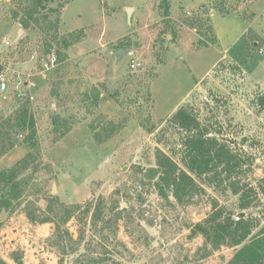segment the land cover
<instances>
[{"label": "rangeland", "instance_id": "374dc122", "mask_svg": "<svg viewBox=\"0 0 264 264\" xmlns=\"http://www.w3.org/2000/svg\"><path fill=\"white\" fill-rule=\"evenodd\" d=\"M52 1L56 11H37L24 28L29 0H0V70L9 85L0 92V122L26 108L37 128L34 146L21 131L0 157V170L28 164L23 202L0 211V256L59 262L48 241L55 224L32 223L24 212L26 202L44 209L46 196H56L66 204L104 200L111 216L126 209L118 226L87 225L81 249L63 264L89 240L111 252L105 264H226L237 248L200 259L204 240L190 235L191 224L214 203L264 223V196L241 209L228 183L204 176L191 203L168 202L154 187L157 151L183 167L188 132L173 117L183 106L239 154L243 180L264 177V0H169L167 16L162 0ZM116 49L129 53L118 58ZM132 60L141 64L131 68ZM66 227L76 239L77 221Z\"/></svg>", "mask_w": 264, "mask_h": 264}, {"label": "trees", "instance_id": "16d2710c", "mask_svg": "<svg viewBox=\"0 0 264 264\" xmlns=\"http://www.w3.org/2000/svg\"><path fill=\"white\" fill-rule=\"evenodd\" d=\"M29 2V6L25 8L27 18L20 20L24 28L29 27L37 11L57 10L50 6L54 3L52 0H29ZM169 3V0H162L165 16L169 15ZM14 17L16 19L17 14ZM99 94L100 92L95 93V99H98ZM261 103L264 106V96L261 98ZM173 117L188 134L183 142V167L163 150L157 151L158 177L154 187L164 200L169 202L170 196H173L179 204L191 203L194 197L203 191L197 179L204 176H213L219 178L221 182L228 183L232 192L239 196L241 209L250 208L259 195L264 196V177L258 179L255 185L243 180L247 173L244 162L228 142L211 135L208 129L201 128L197 118L183 106L174 113ZM6 125L7 130H4ZM21 131L28 132L25 142L34 146L37 134L36 121L26 108L14 118L13 122L10 120L6 123L0 122V157L9 148L14 147L12 135L21 134ZM68 132L67 128L62 131L61 136ZM24 161L0 170V211L14 212L23 202L27 184L23 178L20 179V176L28 165ZM46 199V208L43 209L35 202L28 201L24 206V212L32 223L55 224L54 232L48 241L50 245L59 249L61 258L57 264L64 263L67 253L81 249L82 243L86 240L87 225L96 232L99 226L101 228L118 226L119 220L123 217L122 213L126 211L119 209L113 216L108 215L104 200L95 203L94 199H89L85 203L66 204L60 202L56 196H46ZM110 210H114V207H110ZM72 219H75L79 226L76 239L66 227ZM2 226L3 222L0 221V229ZM190 229L192 237L198 235L203 237L200 259L211 256L225 246L237 248L226 264H264V223L255 217L235 215L225 207L214 203L211 212L203 220L191 224ZM256 229L258 230L254 232ZM110 253L108 248L100 250L99 246L89 240L85 242L83 251L77 254L72 264H105L112 259ZM17 261L23 264L22 260L17 259ZM0 264L9 263L0 256Z\"/></svg>", "mask_w": 264, "mask_h": 264}, {"label": "built area", "instance_id": "2783aa9c", "mask_svg": "<svg viewBox=\"0 0 264 264\" xmlns=\"http://www.w3.org/2000/svg\"><path fill=\"white\" fill-rule=\"evenodd\" d=\"M49 58L53 61V63L56 62L57 60V55H56V52H52L50 55H49ZM141 63L140 62H137L135 60H132L131 64H130V67L131 68H137V66H139ZM8 82H7V78H6V75H5V72L4 70H0V92H4L8 89ZM18 95L20 97H24L26 94L23 90H20Z\"/></svg>", "mask_w": 264, "mask_h": 264}, {"label": "water", "instance_id": "95a60500", "mask_svg": "<svg viewBox=\"0 0 264 264\" xmlns=\"http://www.w3.org/2000/svg\"><path fill=\"white\" fill-rule=\"evenodd\" d=\"M55 5V4H53ZM132 8H129V11L131 12ZM129 53V50L127 49H117L116 50V54L118 55V58H121L123 56V54ZM244 213L241 214V216H243Z\"/></svg>", "mask_w": 264, "mask_h": 264}, {"label": "crops", "instance_id": "0c3cea01", "mask_svg": "<svg viewBox=\"0 0 264 264\" xmlns=\"http://www.w3.org/2000/svg\"><path fill=\"white\" fill-rule=\"evenodd\" d=\"M117 50V49H116ZM116 50L114 51L116 53Z\"/></svg>", "mask_w": 264, "mask_h": 264}]
</instances>
